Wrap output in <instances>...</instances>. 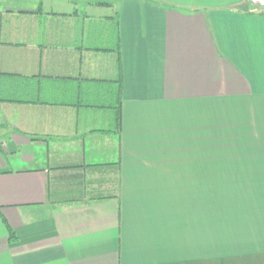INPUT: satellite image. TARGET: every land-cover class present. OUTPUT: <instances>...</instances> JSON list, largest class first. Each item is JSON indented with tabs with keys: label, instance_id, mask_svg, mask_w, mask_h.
Instances as JSON below:
<instances>
[{
	"label": "crops",
	"instance_id": "1",
	"mask_svg": "<svg viewBox=\"0 0 264 264\" xmlns=\"http://www.w3.org/2000/svg\"><path fill=\"white\" fill-rule=\"evenodd\" d=\"M0 264H264V9L0 0Z\"/></svg>",
	"mask_w": 264,
	"mask_h": 264
},
{
	"label": "built area",
	"instance_id": "2",
	"mask_svg": "<svg viewBox=\"0 0 264 264\" xmlns=\"http://www.w3.org/2000/svg\"><path fill=\"white\" fill-rule=\"evenodd\" d=\"M249 3L256 9H264V0H249Z\"/></svg>",
	"mask_w": 264,
	"mask_h": 264
},
{
	"label": "trees",
	"instance_id": "3",
	"mask_svg": "<svg viewBox=\"0 0 264 264\" xmlns=\"http://www.w3.org/2000/svg\"><path fill=\"white\" fill-rule=\"evenodd\" d=\"M7 228L9 232V240L11 242L15 241V238H16L15 232L9 226H7Z\"/></svg>",
	"mask_w": 264,
	"mask_h": 264
}]
</instances>
